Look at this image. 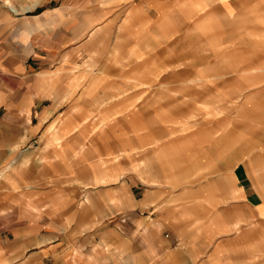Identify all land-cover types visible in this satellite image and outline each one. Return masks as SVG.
<instances>
[{
	"label": "crops",
	"instance_id": "1",
	"mask_svg": "<svg viewBox=\"0 0 264 264\" xmlns=\"http://www.w3.org/2000/svg\"><path fill=\"white\" fill-rule=\"evenodd\" d=\"M263 67L264 0H0V264H264Z\"/></svg>",
	"mask_w": 264,
	"mask_h": 264
},
{
	"label": "rangeland",
	"instance_id": "2",
	"mask_svg": "<svg viewBox=\"0 0 264 264\" xmlns=\"http://www.w3.org/2000/svg\"><path fill=\"white\" fill-rule=\"evenodd\" d=\"M261 86H264V84L261 85ZM226 114H227V116H229V114H230V111L228 110V108H226ZM29 121H30V117L27 114L26 117L21 118V121H19V123H18L17 134H18V136H22L23 135L21 137L22 140L24 139V136H25L26 131L28 129L27 124L29 123ZM245 130L249 133L251 129L250 128H243V131H245ZM43 131H44V129H40V131L36 135H41L43 133ZM6 134L9 135L10 131L7 130ZM32 146H33L32 144L22 143V144L19 145L18 150H19V152H25L27 150H31ZM20 169L22 170V169H24V167H21ZM19 174L24 175L25 171H21V172H19Z\"/></svg>",
	"mask_w": 264,
	"mask_h": 264
}]
</instances>
